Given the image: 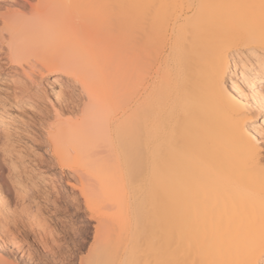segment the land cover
Returning <instances> with one entry per match:
<instances>
[{
  "label": "bare ground",
  "instance_id": "obj_1",
  "mask_svg": "<svg viewBox=\"0 0 264 264\" xmlns=\"http://www.w3.org/2000/svg\"><path fill=\"white\" fill-rule=\"evenodd\" d=\"M247 4L260 0H0V73L10 63L60 86L65 122L43 117L32 131L49 156L41 178L83 225L95 221L78 264L264 259V152L249 138L262 126L251 127L264 22L258 8L233 7ZM81 43L92 58L70 67ZM85 86L105 101L86 115ZM9 208L1 187L0 264H56L45 236L22 234Z\"/></svg>",
  "mask_w": 264,
  "mask_h": 264
},
{
  "label": "rangeland",
  "instance_id": "obj_2",
  "mask_svg": "<svg viewBox=\"0 0 264 264\" xmlns=\"http://www.w3.org/2000/svg\"><path fill=\"white\" fill-rule=\"evenodd\" d=\"M0 60L8 62L2 57ZM12 67L7 63L6 72L0 73V188L8 198V220L16 222L17 230L22 234L25 229L45 236L46 247L57 252L53 263L78 264L79 258L89 254L94 240L95 221L83 225L80 222L83 212H75L66 200L56 199V190L45 180L50 177L41 178L43 174L36 165L46 163L49 156L44 151L43 139L36 137L32 131L39 130L41 118H50V104L58 108L62 103L56 94L60 86L50 84V76L33 73V80H30L26 75L16 74ZM231 69L235 75L238 74L239 66ZM227 80H230V75ZM252 110L251 127H255L261 124L260 113L257 108L253 107ZM260 145L264 152V142H260ZM68 173L66 170V177ZM15 234L19 235L17 231ZM28 240L39 251L37 241L32 242L33 237ZM58 245L64 250L69 245L74 252L73 258L65 259L66 256L60 255Z\"/></svg>",
  "mask_w": 264,
  "mask_h": 264
},
{
  "label": "snow or ice",
  "instance_id": "obj_3",
  "mask_svg": "<svg viewBox=\"0 0 264 264\" xmlns=\"http://www.w3.org/2000/svg\"><path fill=\"white\" fill-rule=\"evenodd\" d=\"M56 7L72 8L73 5L71 4L59 5ZM233 7H242V8H249V9L258 8L260 12L261 20L262 22H264V0H260L259 5L247 4V5H234ZM11 14L21 19L29 20V21H37L41 19L34 12H29L27 14L16 12V13H11ZM59 23L63 26V25L69 24V21L67 18H64L61 21H59ZM70 31L72 32L73 35H75L74 29L70 28ZM13 46H14L13 42L10 41L8 45L9 49L13 48ZM78 47L80 50V55H73L68 59V64L70 67H79L83 60L85 59L91 60L92 58L91 54L86 51L85 44L81 43ZM260 47H261L260 62H261V67L264 68V24H262ZM16 62L17 61L15 60V57L13 56V63H16ZM76 79H77V83L79 84L80 79L78 75ZM80 102L83 105L85 115L89 111L96 109L97 107H100L101 105L105 104L104 99L99 94H97V92L93 91L91 88L87 86H85L84 88V96L80 98ZM50 107L52 109V114L50 115V119L53 120V126L55 127L57 124L65 122V117L62 115L61 111L58 110L56 105L50 104ZM259 111H260V121H261L262 126L260 130L256 133V135L249 134V138L253 141V143L264 142V89H262ZM253 131H255V129ZM257 135L260 137L259 141L257 140ZM97 235H99V227L97 229ZM260 264H264V259L261 260Z\"/></svg>",
  "mask_w": 264,
  "mask_h": 264
}]
</instances>
